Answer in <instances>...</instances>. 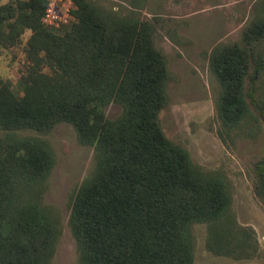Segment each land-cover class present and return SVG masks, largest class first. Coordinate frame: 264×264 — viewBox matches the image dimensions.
Returning a JSON list of instances; mask_svg holds the SVG:
<instances>
[{
  "label": "trees",
  "instance_id": "trees-1",
  "mask_svg": "<svg viewBox=\"0 0 264 264\" xmlns=\"http://www.w3.org/2000/svg\"><path fill=\"white\" fill-rule=\"evenodd\" d=\"M144 1L120 13L73 0V20L59 28L44 25L45 0L0 2V49L21 50L23 60L16 86L0 79V264H50L60 226L43 192L54 155L47 141L21 131L46 133L59 122L93 149L92 168L68 199L78 264H192L193 224L205 226L204 247L214 255H256L251 229L233 217L229 183L161 131L168 70L156 44L161 19L141 13ZM263 42L261 0L238 41L208 52L225 130L248 123L249 105L264 123V102L257 108L253 96L264 94V77L255 84ZM109 103L120 107L114 118L104 113ZM254 185L264 201V153Z\"/></svg>",
  "mask_w": 264,
  "mask_h": 264
},
{
  "label": "rangeland",
  "instance_id": "rangeland-1",
  "mask_svg": "<svg viewBox=\"0 0 264 264\" xmlns=\"http://www.w3.org/2000/svg\"><path fill=\"white\" fill-rule=\"evenodd\" d=\"M96 1L120 13L132 7L131 0ZM260 1L145 0L141 10L147 17L161 19L156 44L164 54L168 70L166 103L158 114L161 131L186 150L194 165L225 178L230 185L233 217L239 226L251 229L257 245L256 255L251 258L214 255L204 247L205 226L193 224L192 264H264V201L254 190L255 161L264 153V123L256 108L249 105L251 118L247 124L231 131L221 126L215 109L218 84L207 63L208 52L214 45L240 39L242 26L254 17L255 5ZM27 36L26 31L22 41ZM262 45L264 60V42ZM22 62L21 50L0 49V79L16 86ZM263 77L264 70L255 84ZM249 83L246 77L245 88ZM253 96L256 107L263 106L264 94L256 91ZM119 112L115 103L104 107L108 118ZM21 134L44 139L54 155L43 192L44 202L57 210L60 226L50 264H78L67 226L68 199L89 174L93 149L79 143L72 126L65 122L55 124L46 133L26 130Z\"/></svg>",
  "mask_w": 264,
  "mask_h": 264
},
{
  "label": "built area",
  "instance_id": "built-area-1",
  "mask_svg": "<svg viewBox=\"0 0 264 264\" xmlns=\"http://www.w3.org/2000/svg\"><path fill=\"white\" fill-rule=\"evenodd\" d=\"M73 0H45L42 21L45 26L59 28L73 20Z\"/></svg>",
  "mask_w": 264,
  "mask_h": 264
}]
</instances>
